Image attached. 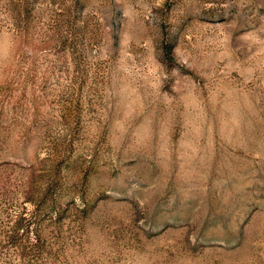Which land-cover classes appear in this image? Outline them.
<instances>
[{"label":"rangeland","instance_id":"obj_1","mask_svg":"<svg viewBox=\"0 0 264 264\" xmlns=\"http://www.w3.org/2000/svg\"><path fill=\"white\" fill-rule=\"evenodd\" d=\"M0 264H264V0H0Z\"/></svg>","mask_w":264,"mask_h":264}]
</instances>
